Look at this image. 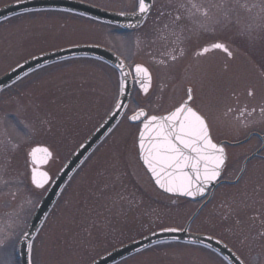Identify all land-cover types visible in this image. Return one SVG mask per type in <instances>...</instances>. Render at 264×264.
<instances>
[{
    "label": "rangeland",
    "instance_id": "obj_1",
    "mask_svg": "<svg viewBox=\"0 0 264 264\" xmlns=\"http://www.w3.org/2000/svg\"><path fill=\"white\" fill-rule=\"evenodd\" d=\"M11 1L0 0V6ZM83 1L118 11H131L134 3ZM214 40L225 44L233 61L222 52L214 60L198 55ZM83 42L114 49L130 67L145 65L152 84L148 94L134 89L127 113L63 186L32 239V264H88L154 229L182 228L199 206L201 201L160 192L144 171L137 158L138 124L127 120L138 107L149 115L168 111L191 86L193 104L208 117L215 138L236 140L264 128V0H153L145 22L130 30L57 9L16 14L0 21V74L38 52ZM117 76L101 60L73 57L0 91V264L18 261L16 238L43 193L29 181L30 148L51 150L45 169L53 174L116 102ZM256 142L229 149V162ZM239 158L227 177L236 174ZM189 228L224 239L248 264H264V163L253 160L239 183L217 188ZM113 264L228 262L201 245L171 241Z\"/></svg>",
    "mask_w": 264,
    "mask_h": 264
},
{
    "label": "snow or ice",
    "instance_id": "obj_2",
    "mask_svg": "<svg viewBox=\"0 0 264 264\" xmlns=\"http://www.w3.org/2000/svg\"><path fill=\"white\" fill-rule=\"evenodd\" d=\"M21 0H17L20 3ZM150 0H134L132 11H121L119 16L126 19V23L120 25L122 28L135 29L142 24L143 18L150 12ZM67 11H72L68 9ZM179 19V17H177ZM222 50L231 55L228 48L222 43H213L210 47L202 48L198 55H205L211 50ZM175 59V57H173ZM22 67V66H21ZM112 67L118 73V98L112 108L111 119L118 116L123 118L128 111L127 100L132 99V89L138 92L148 94L152 83L150 70L143 64H133L131 67L125 65L124 61L117 58ZM27 75V73H25ZM22 77L16 76V81ZM249 95H252L250 90ZM192 90H187V98L178 102L171 110L165 114L149 115L142 107H138L127 120L139 125L138 148L139 157L143 162L156 186L164 192L190 199L203 198L210 187H214L223 175L226 167L227 152L224 143L214 142L209 124L206 118L192 106ZM109 120L101 127H106ZM111 128H109V132ZM83 148L84 145H81ZM42 152L45 157L50 156L47 148H33L29 154L33 157L35 164V154ZM31 182L35 187H44L50 182L48 173H37L35 167L32 170ZM161 231L175 233L182 231L178 228H165ZM33 233L29 231L16 239L26 244V249L21 247L19 252L21 256L27 255L26 264H32L31 253L33 241L29 239ZM176 239V237H173ZM212 237H205L199 243L217 256H221L228 264H237L239 258L233 259L234 254L229 250L224 254L220 247H213L209 241ZM190 243H197L195 240H189ZM5 244L0 240V245ZM219 245L220 241H216ZM13 247V255L16 253ZM136 251H141L136 248ZM2 264H22L17 260H5ZM239 264H243L239 261Z\"/></svg>",
    "mask_w": 264,
    "mask_h": 264
},
{
    "label": "water",
    "instance_id": "obj_3",
    "mask_svg": "<svg viewBox=\"0 0 264 264\" xmlns=\"http://www.w3.org/2000/svg\"><path fill=\"white\" fill-rule=\"evenodd\" d=\"M151 4V0H150ZM39 8H60V9H72V11H76L82 14L89 15L91 17H94L96 19L119 24L122 25L126 23V19L123 16H119V12H113V11H107L95 6H92L90 4L83 3L81 1L77 0H21L20 3L13 2L7 5H3L0 7V20L19 13L26 10H32V9H39ZM148 15V14H147ZM144 20V18H143ZM142 20V21H143ZM93 56L97 57L103 60H106L107 62L113 64L119 58L122 60L118 55H116L113 51L110 49H107L100 45L95 44H77V45H71L66 46L63 48L43 52L37 55H34L12 69H10L8 72H6L4 75L0 76V88L6 86L10 82L14 81L16 76H21L22 74L26 73L29 70H32L38 66H41L43 64L56 61L59 59H63L66 57H72V56ZM123 61V60H122ZM22 66V67H21ZM128 101V100H127ZM126 101V102H127ZM112 111V110H111ZM111 113V112H110ZM109 113V114H110ZM103 120V122L94 130V132L81 144L84 145L82 148L81 145L77 148V150L72 154V156L67 160V162L63 165L61 170L58 172V174L53 179L49 189L47 190L46 194L38 204L34 214L31 217V220L28 224V227L26 231H29L33 233L32 236L29 237L31 240L34 234L36 233L39 225L41 224L44 216L46 215L47 211L49 210L50 206L52 205L53 201L56 198V195L60 191L62 185L66 181V179L70 176V174L74 171V169L82 162V160L85 158V156L94 148V146L105 136V134L109 131V128H112L113 125L116 123V121L119 119V116L116 119H111L110 115ZM109 120L110 122L107 124L106 127H101L105 124V121ZM138 140V137H137ZM138 145V143H137ZM33 148H46L44 146H35ZM32 148V149H33ZM31 149V151H32ZM30 151V153H31ZM49 151V150H48ZM139 151V148H138ZM29 153V154H30ZM50 153V151H49ZM51 154V153H50ZM50 158V156L45 157L42 152H37L35 154V164H33V157L29 155V161L31 164L30 168V179L32 176V170L33 165L36 166L37 173L39 172H45L41 169H39L42 165L46 163V161ZM140 159V157H139ZM141 161V159H140ZM142 162V161H141ZM143 164V162H142ZM144 166V165H143ZM145 167V166H144ZM146 169V168H145ZM150 175V173H149ZM49 177V176H48ZM151 177V175H150ZM153 180V179H152ZM153 183L155 184L154 180ZM156 186V184H155ZM157 187V186H156ZM158 188V187H157ZM159 189V188H158ZM161 190V189H159ZM163 191V190H161ZM164 192V191H163ZM166 193V192H165ZM168 194V193H167ZM190 199V198H189ZM165 229V228H163ZM173 237H176V239H173ZM205 237H212L205 234H196L188 232L187 230L177 231L175 233L161 231V229L150 232L138 239H135L133 241H130L128 243H125L123 245H120L107 253L101 255L100 257L96 258L89 264H112L128 255H131L136 251V248H140L141 250L151 246L158 242L163 241H169V240H178V241H186L189 240H195L197 241V244H200L199 241L203 240ZM216 241H220V244L217 245ZM213 245V247H220L222 252L224 254H228L229 250L231 253L234 254L233 259L238 257L225 243H223L221 240L212 237L211 241H209ZM21 247H24L26 249V244H22L21 241L18 244L17 248V254L19 261L22 262V264H26V261L28 259L27 255L21 256L19 249ZM239 258V257H238ZM239 261H242L239 258ZM239 261H237V264H239ZM243 262V261H242ZM244 264V262H243Z\"/></svg>",
    "mask_w": 264,
    "mask_h": 264
},
{
    "label": "flooded vegetation",
    "instance_id": "obj_4",
    "mask_svg": "<svg viewBox=\"0 0 264 264\" xmlns=\"http://www.w3.org/2000/svg\"><path fill=\"white\" fill-rule=\"evenodd\" d=\"M217 42L221 43L218 40H214L213 42L208 43V45L203 46V48L206 47V46L207 47H210L211 44L217 43ZM222 44H224V43H222ZM219 52H222V54H224L223 56L226 57L224 59L232 60L233 57H234L233 54H232V52L230 50H229V52L231 53V55H228L227 53H225L224 51L219 50V49H217V50H211L208 53H206L205 55H207V54L213 55L214 56L213 57V60H214L215 58L217 59L218 56H222V54L219 53ZM215 53H217V54H215ZM188 89H191L192 90V95L194 94L193 88L191 86H186V88H185V97L183 99L186 98V96H187V90ZM254 98H255L254 97V94L251 95V99H254ZM183 99H181V100H183ZM193 100H194V95H193ZM261 105H263V106H261L260 109L262 107H264V103L262 102ZM192 106L195 107L194 104H193V101H192ZM195 108L206 118V120H207V122L209 124V127H210V132H211V135H212L213 140L215 142L224 143L225 144L226 152H227V162H226V167L224 168V172H223V176H224V180L223 181L234 182L235 184H237V183L240 182V180L242 179V177L245 175L246 166H248L250 162H252L253 160H259L262 163H264V128L263 129L251 128L250 130H248L245 133L244 136H242L241 138H238L236 140H229L226 137L218 138L217 139L213 135L214 133H213L212 127H211V125L209 123L208 117L205 114H203L197 107H195ZM166 112L167 111H165V112H159V113H155V114H163V113H166ZM240 130H242V128H240ZM252 140H256L257 141L256 142L257 144L249 152H247L246 154L242 155L240 158L237 155H235L236 158H233V161L231 159L232 162H229L230 161V158L232 157V153H231V151L229 149H235V148H238V147H242L244 144L247 145V143L251 142ZM238 158L240 159L239 160V162H240L239 163V165H240L239 166V169L237 170L236 174L233 177H231L229 179H226L225 177H227L226 176L227 175L226 173L228 171L227 168H228L229 164L231 165V163H233L234 161H238L237 160Z\"/></svg>",
    "mask_w": 264,
    "mask_h": 264
}]
</instances>
